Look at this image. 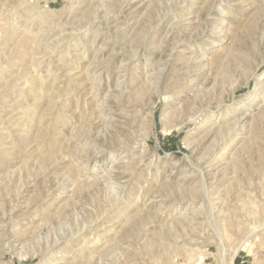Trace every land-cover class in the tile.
I'll use <instances>...</instances> for the list:
<instances>
[{"label": "rangeland", "instance_id": "rangeland-1", "mask_svg": "<svg viewBox=\"0 0 264 264\" xmlns=\"http://www.w3.org/2000/svg\"><path fill=\"white\" fill-rule=\"evenodd\" d=\"M0 264H264V0H0Z\"/></svg>", "mask_w": 264, "mask_h": 264}, {"label": "bare ground", "instance_id": "bare-ground-1", "mask_svg": "<svg viewBox=\"0 0 264 264\" xmlns=\"http://www.w3.org/2000/svg\"><path fill=\"white\" fill-rule=\"evenodd\" d=\"M205 64V63H204ZM94 67H95V65H94ZM97 69V68H96ZM215 165V164H214ZM212 169V168H211ZM201 175V174H200ZM208 176V175H207ZM203 184V183H202Z\"/></svg>", "mask_w": 264, "mask_h": 264}]
</instances>
